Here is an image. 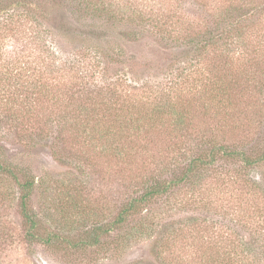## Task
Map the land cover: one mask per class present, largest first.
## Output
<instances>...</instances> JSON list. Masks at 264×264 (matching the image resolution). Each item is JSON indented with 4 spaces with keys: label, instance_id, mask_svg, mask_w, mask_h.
<instances>
[{
    "label": "rangeland",
    "instance_id": "374dc122",
    "mask_svg": "<svg viewBox=\"0 0 264 264\" xmlns=\"http://www.w3.org/2000/svg\"><path fill=\"white\" fill-rule=\"evenodd\" d=\"M92 1L107 3L117 15L144 14V10L168 12L169 25L173 22L169 29L176 27L179 16L177 0ZM190 3L187 4L189 9L198 10L194 2ZM83 42L92 47L84 48ZM186 43L187 39L166 40L144 25L130 24L124 16L110 21L106 15L92 11L87 0H0V56L5 59L11 55L15 60L20 57L17 69L27 64V74L40 67L44 69L52 52L58 60L77 56L81 59L79 67L87 65L91 50L98 44L105 46L116 60L109 65L110 77L126 73L139 82L165 83L172 76L167 77L168 73L187 65L183 59L189 50ZM70 68L54 73L67 82L65 99L58 106L44 103L38 124L32 119L23 128L7 117L6 108L0 107V159L11 163L17 173L29 174L39 181L30 205L46 222L42 224H45L43 230L63 231L76 239L81 235L85 214L89 215L86 220L91 224L111 221L121 204L143 189L145 171L142 165L123 169L126 165H118L110 156L100 154L104 147L100 143L94 147L84 144V140H72L73 146H69L63 139L67 137L68 141L74 135L57 138L64 123L59 125L53 120L62 118L60 114L66 116L67 111H73L72 107L83 101L79 97L80 86L70 81L87 73ZM3 83L0 80V90ZM14 89L20 93L24 90L19 85H13L11 90ZM22 96L21 99L25 98L24 94ZM132 97L135 96L132 94ZM23 102L28 107L34 100ZM245 102L246 112L241 124L251 133L250 143L261 151L264 149V93L251 91ZM37 126H43L45 131L38 134ZM213 127L219 138H227L225 129ZM164 138L168 137L163 136L162 140L160 136L149 150L155 156L157 167L160 162L156 155L171 143ZM177 142L180 147V141ZM54 146L59 152L56 153ZM168 151L170 162L181 158L179 150L172 151L168 147ZM137 160L141 164L144 153L139 154ZM226 166L199 186H182L169 201L162 198L153 203L151 208L158 217L152 231L130 239L119 250L114 249L115 231H111L104 237L106 246L87 251H76L66 243L29 241L20 211L19 183L0 173V264H197L203 254L206 257L210 253L224 254L232 248V251L239 249L243 237L250 239L253 230L264 229V194L250 192L237 171L228 172ZM247 173L264 188V163ZM177 232H180L178 236ZM167 234L176 237L159 255L160 239Z\"/></svg>",
    "mask_w": 264,
    "mask_h": 264
},
{
    "label": "trees",
    "instance_id": "16d2710c",
    "mask_svg": "<svg viewBox=\"0 0 264 264\" xmlns=\"http://www.w3.org/2000/svg\"><path fill=\"white\" fill-rule=\"evenodd\" d=\"M87 1L92 11L106 15L110 21L124 16L130 24L144 25L166 40L187 39L189 50L183 58L187 65L175 73H168L167 77L172 76L166 79L167 82L154 84L139 82L126 73L110 77L109 65L116 60L105 46L98 44L91 50L87 65L84 63L79 67L81 59L77 56L58 60L52 52L45 68L40 67L31 74L25 73L27 64L21 70L17 69L20 57L15 60L11 55L5 59L0 56L3 61L0 63V80L4 82L0 90V107L9 112L7 117L23 128L32 119L38 124L44 103L58 106L65 99L67 82L54 73L66 67L85 71L87 75L70 81L74 86H80L79 97L83 101L72 107L73 111H67L66 116L60 114L62 118L53 120L59 125L64 123L57 138L74 135L68 141L67 137L63 139L69 146L77 140H84V144L94 147L100 143L104 146L100 154L110 156L118 165H126L123 169L142 165L145 171L143 189L125 200L111 221L91 224L86 220L89 215L85 214L81 235L75 239L63 231L43 230L45 224H42L46 222L30 205L39 181L29 174L17 173L11 163L0 159V173L19 183L26 238L48 244L66 243L76 251H87L92 247L101 250L103 245L106 246L104 237L115 231L114 249L119 250L130 239L154 229L158 216L151 208L153 203L162 198L169 201L182 186H199L209 176L217 175L225 165L228 172L237 171L250 192L264 194L260 181L247 173L264 163V149L256 150L250 143L251 133L241 124L246 112L243 105L246 96L249 97L251 91L264 93V0H177L179 16L174 29H169L173 22L169 25L171 15L168 12L144 10V14L117 15V11L105 2ZM190 2H194L198 10L189 9L187 4ZM82 45L92 47L85 42ZM11 81L14 83L10 84ZM13 85L22 87L23 93L11 90ZM131 90L142 93L135 94ZM145 92L149 95H144ZM23 94L25 98L21 99ZM27 99L34 102L25 107L23 101ZM213 126L225 129L227 138H219ZM35 130L38 134L45 131L43 126H37ZM160 136L162 140L167 136L164 140H171V143L165 145L160 154H155L160 162L157 167L155 156L149 150ZM164 144L161 142L162 146ZM168 147L172 151L179 150L181 158L170 162ZM55 151L59 152L56 147ZM142 153L144 161L140 164L137 157ZM252 232L254 235L250 239H241L239 249L232 251V248L224 254L210 253L206 257L200 252L203 255L197 264H264V229ZM175 237L167 234L160 239L159 255L169 248L170 240Z\"/></svg>",
    "mask_w": 264,
    "mask_h": 264
}]
</instances>
